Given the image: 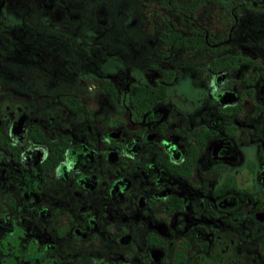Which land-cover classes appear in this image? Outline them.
Listing matches in <instances>:
<instances>
[{
    "label": "flooded vegetation",
    "instance_id": "af4514ba",
    "mask_svg": "<svg viewBox=\"0 0 264 264\" xmlns=\"http://www.w3.org/2000/svg\"><path fill=\"white\" fill-rule=\"evenodd\" d=\"M57 1L35 27L70 43L40 68L4 34L0 264H264V33L233 39L264 0H89L135 27L111 72L92 32L76 49L86 0Z\"/></svg>",
    "mask_w": 264,
    "mask_h": 264
},
{
    "label": "rangeland",
    "instance_id": "374dc122",
    "mask_svg": "<svg viewBox=\"0 0 264 264\" xmlns=\"http://www.w3.org/2000/svg\"><path fill=\"white\" fill-rule=\"evenodd\" d=\"M39 3V0H2L1 2V7L4 11L0 12V20L6 19L7 21L4 25L0 23V55H4L3 52L6 49L5 45H7L6 40L8 39L4 38V34L8 29V33L11 32V40L10 42L8 41V45L11 47L13 52L11 59L18 61L17 67L19 72L32 71L40 68L44 63L50 60V55L54 54L58 49L68 47L67 45L70 43H67L69 38L66 34L60 36L55 35V27H35L38 22L37 13H39ZM61 3L62 2L60 0L57 1V4ZM45 7L49 8L47 4H45ZM84 7L89 9V13H92L89 23L93 27H75L76 32L74 33V42L76 49L80 52L81 50H84V47L86 50L85 41L90 38L92 32V35L95 37L92 36L90 38L91 40L97 39L108 45L106 53L107 71L111 72L116 65V58L119 55L116 52V46L118 45L120 48L121 46H125L132 39H135V27H94L99 24L98 21H96L97 16H99L98 14L96 16L98 5L94 4V2L86 0L82 5V8ZM120 9H122V6H117L114 10L113 14L115 16V23L120 22V18L117 14H115V12L123 14V10ZM213 13L214 11L212 9H206L204 13L205 21L211 26L213 23H216L219 26V30H223L225 28L227 15L222 11H219L216 16H213ZM258 23L259 22L253 21L251 25L244 24L243 26L238 27L233 39L236 41L253 43L251 45H254V48L259 50L258 46L260 41L263 39L262 33H264V29H262L261 26H258ZM86 31H90V34H84ZM43 35L44 40L41 38ZM138 35L140 39L143 38L140 33H138ZM55 40H57L59 44ZM78 43L80 45H78ZM65 44L67 45L62 47ZM129 47L125 48L123 52H129ZM99 51L100 49L96 51L93 56H99ZM3 67V63L0 64V68ZM14 71L12 72L15 73Z\"/></svg>",
    "mask_w": 264,
    "mask_h": 264
}]
</instances>
